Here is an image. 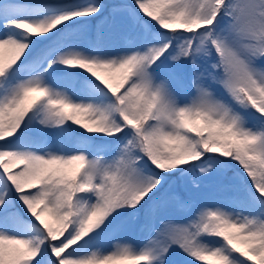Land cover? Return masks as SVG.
Returning a JSON list of instances; mask_svg holds the SVG:
<instances>
[{"label":"snow or ice","instance_id":"6c2138e0","mask_svg":"<svg viewBox=\"0 0 264 264\" xmlns=\"http://www.w3.org/2000/svg\"><path fill=\"white\" fill-rule=\"evenodd\" d=\"M0 264H264V0H0Z\"/></svg>","mask_w":264,"mask_h":264},{"label":"rangeland","instance_id":"374dc122","mask_svg":"<svg viewBox=\"0 0 264 264\" xmlns=\"http://www.w3.org/2000/svg\"><path fill=\"white\" fill-rule=\"evenodd\" d=\"M134 231L135 229H132V230H128L126 232L120 233L118 234L117 239L127 240L132 243H139V241L134 242V238H133ZM114 242H115L114 240H105L102 242V245L105 249H109L111 247V244Z\"/></svg>","mask_w":264,"mask_h":264}]
</instances>
